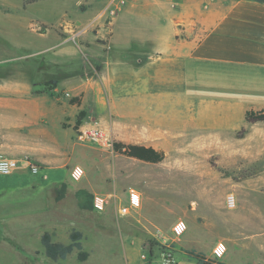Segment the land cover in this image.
Masks as SVG:
<instances>
[{"label":"rangeland","instance_id":"obj_1","mask_svg":"<svg viewBox=\"0 0 264 264\" xmlns=\"http://www.w3.org/2000/svg\"><path fill=\"white\" fill-rule=\"evenodd\" d=\"M90 1L0 0V77L5 76L0 82H15L21 91L30 87L33 97L45 95L52 102L60 97L58 102L68 114L61 132L47 126L45 135L34 132L42 126L31 132L0 124V154L27 158L40 168L37 175L0 176V264H160L158 249L163 240L174 248L177 240L171 227L178 219L187 223L195 219L207 230L201 235L205 253L222 237L219 233L225 225L217 220L222 211L237 206L263 211L264 150L259 148L256 122H246L236 132L173 125L163 118L168 110L131 100L128 69L121 70L126 84L109 85V96L106 87L97 84L103 69L94 68L108 44L106 38L96 36L103 7L94 5L98 0ZM38 62L45 69L61 65L65 71L84 76L62 81L73 80L75 84H67L73 91L65 85V90L52 95L34 94L32 80H43L35 73ZM86 77L91 98L83 101L79 79ZM96 86L101 88L99 105L92 99ZM71 98L79 104L71 105ZM80 110H85L86 117L74 131ZM137 120L152 126L132 124ZM94 129L102 130L105 137H86ZM116 142L152 147L163 152L164 159L150 164L116 154L112 149ZM75 165L85 171L79 181L70 178ZM130 189L140 194V208L120 217L117 209L127 204ZM79 190L105 195V211L81 209ZM229 195L235 199L232 209L226 205ZM75 231L82 235V250L73 251L65 260L46 257L41 245L45 233L53 242L66 245ZM151 241L158 244L152 255Z\"/></svg>","mask_w":264,"mask_h":264},{"label":"crops","instance_id":"obj_2","mask_svg":"<svg viewBox=\"0 0 264 264\" xmlns=\"http://www.w3.org/2000/svg\"><path fill=\"white\" fill-rule=\"evenodd\" d=\"M110 2L98 0L94 4L103 7V15L97 35L87 34L108 40L106 51L97 58L103 69L97 84L104 85L109 96V85L126 84L121 70L128 69L132 80L130 94L134 95L131 100H145L150 107L168 110L163 118H169L173 125L236 132L247 125V111L264 113V3L127 0L117 14L109 15ZM81 80L85 101L87 96L91 98V83L87 77ZM67 84L75 82H62L53 92L65 90ZM16 86L15 82H0V124L28 128L31 132L42 126L34 132L43 135L49 133L47 126L61 132L68 114L66 106L58 102L60 97L52 102L45 95L33 97L30 87L21 91ZM68 88L72 90L70 85ZM100 89L93 88L92 99L98 105L102 99ZM140 122L132 124L152 126L150 122ZM254 125L260 136L259 148L264 150V122ZM255 209L258 208L237 206L235 210L222 211L217 217L218 223L225 225L219 233L222 237L205 253L201 235L207 230L195 219H189L186 234L174 243L175 264H206L189 259L184 250L194 249L207 259H214L212 249L217 241H224L227 247L225 255L216 260L219 263L264 264V208ZM256 212L260 215H252Z\"/></svg>","mask_w":264,"mask_h":264},{"label":"trees","instance_id":"obj_3","mask_svg":"<svg viewBox=\"0 0 264 264\" xmlns=\"http://www.w3.org/2000/svg\"><path fill=\"white\" fill-rule=\"evenodd\" d=\"M259 2L264 3V0H257ZM35 65V73L39 72L42 76L43 80L36 81L32 80V85L34 88V94H48L52 95L53 90L57 88L60 83L66 79L79 76L83 77L84 73H76L71 71H65L61 65L55 66L50 65L49 68H43L40 63H34ZM69 64H66L68 66ZM94 68L100 69L99 65H96ZM50 69V70H49ZM93 76V75H92ZM5 78V76L0 77ZM69 103L71 105L79 104V101L77 98H71L69 100ZM86 117L85 110H80L77 115L76 119L73 125V130L78 131L81 127L84 119ZM245 121L248 123H255V122H264V113L263 112H254V111H247L245 113ZM112 149L116 154H121L129 158H133L142 162L150 163V164H158L162 162L164 159V154L161 151H157L152 147H146L143 145H137V144H126L121 142L113 143ZM64 187V186H62ZM63 194V188L59 191V197H61ZM79 207L84 210H93L92 207V195L85 191V190H79L76 194ZM81 238L82 235L80 232L75 231L70 235V242L68 244H62L53 242L51 240V237L49 234L45 233L42 236L41 239V245L44 248V252L47 258H49L52 261L57 260H65L70 254L73 253V251L82 250V244H81ZM158 245L155 244V242L151 241V248H150V254H153V246ZM185 255L189 259L196 260L200 263H206V264H221L216 261V259H207L206 256L202 252H197L194 249L190 250H184Z\"/></svg>","mask_w":264,"mask_h":264},{"label":"built area","instance_id":"obj_4","mask_svg":"<svg viewBox=\"0 0 264 264\" xmlns=\"http://www.w3.org/2000/svg\"><path fill=\"white\" fill-rule=\"evenodd\" d=\"M127 0H111L108 8L109 15H115L123 8ZM90 139L98 140L103 139L102 130L94 129L91 132H88ZM40 171V168L30 161L27 158H12L0 154V176H11L19 172H28L31 175H37ZM85 174L84 169L75 165L70 170V178L73 181H79L83 178ZM108 198L103 194H93L92 196V207L93 210L97 213H102L105 211ZM141 198L140 194L134 189H130L128 192V202L124 206H120L117 209V214L120 217H125L131 215L132 213H137V210L140 208ZM226 205L229 209L235 207V199L233 195H229L226 198ZM188 230V224L183 219H178L173 226L171 227V235L175 240L181 238L185 232ZM227 251L226 244L222 241H218L212 249V256L214 259H221ZM151 255V254H150ZM158 261L160 264H175L174 259V248L171 244H168L166 240H163L160 248L157 252Z\"/></svg>","mask_w":264,"mask_h":264}]
</instances>
